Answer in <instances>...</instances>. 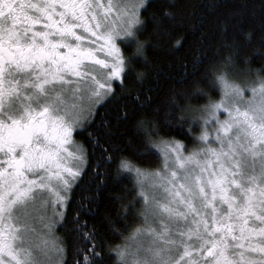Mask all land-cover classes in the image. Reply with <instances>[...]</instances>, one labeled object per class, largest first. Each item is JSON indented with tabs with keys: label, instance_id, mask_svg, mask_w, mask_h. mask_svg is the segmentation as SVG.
I'll list each match as a JSON object with an SVG mask.
<instances>
[{
	"label": "snow or ice",
	"instance_id": "1",
	"mask_svg": "<svg viewBox=\"0 0 264 264\" xmlns=\"http://www.w3.org/2000/svg\"><path fill=\"white\" fill-rule=\"evenodd\" d=\"M182 9L0 0V264H264V18L218 17L161 97Z\"/></svg>",
	"mask_w": 264,
	"mask_h": 264
},
{
	"label": "trees",
	"instance_id": "2",
	"mask_svg": "<svg viewBox=\"0 0 264 264\" xmlns=\"http://www.w3.org/2000/svg\"><path fill=\"white\" fill-rule=\"evenodd\" d=\"M181 3L183 4V13L185 16L193 15V19L196 23H199L200 21H204L205 27L201 31H196L195 29H192L188 27V21H185V27L183 29H177V33L174 36L175 41H179L181 37H183V45L179 46L178 44L173 47L170 45L167 50L160 51L155 50L150 59L152 63L158 68L162 69L165 73H168L172 76V80H161L160 81V87L163 89V92L161 93V97H163L164 93L167 92V90L173 86L175 80L179 78V76L183 72V65L187 62H190L193 58V54L196 51V46L199 42V37L202 34V32H210L212 30L213 24L216 21L218 17H227L228 14L234 12V11H241L244 13V15L247 17L246 19V29L245 31L253 33L254 38L256 31L260 28V22L261 19L264 18V0H181ZM240 5H246L245 8L239 7ZM156 7V4H154V8ZM153 9H149L148 12L143 14V18H147V16L150 14V12ZM206 18V19H205ZM141 39H147V36L140 37ZM123 45V48H125V45ZM178 48V50H177ZM135 50V45H132L131 47L126 48L127 53H132ZM209 55H211V52H209ZM259 63L254 64L253 67H258ZM136 67L142 68L143 63L138 62ZM154 75V73H153ZM131 87V85H129ZM179 87V85H177ZM211 95L214 98L218 99V92H213ZM206 100H200L199 103L203 104ZM105 109H101V114L103 115ZM99 123V120L97 121ZM192 135L194 137H198L201 132V126L198 124H192ZM124 130L121 129V132ZM85 134H79L78 135V141H83L85 139ZM171 136L174 137L177 140H180L184 142L189 148L193 147V140L189 139L187 135H179L176 132H172ZM131 135L127 136H120L118 137V140L120 142H124L127 139H131ZM159 164V161L157 160L155 163L151 164H145L144 167L146 168H156ZM91 179V176L85 178V184L81 185L82 188L88 187L87 181ZM131 179V178H130ZM132 183L129 182V180L124 181V187H127L128 189L132 188ZM79 192V190H77ZM126 193L123 192V189L120 186H117L115 189V192L111 195H125ZM79 198V197H77ZM131 199V197H129ZM127 203V201L125 202ZM137 209L140 208V205H136ZM110 214L115 216V212L111 209L109 210ZM125 223H128L131 225V228L128 232H125L124 235H130L132 228L139 227L141 224V221L136 218H130L125 221ZM119 227V225H117ZM60 236H63V231L58 232ZM107 239H115L116 243L120 242V238H114L112 235H109Z\"/></svg>",
	"mask_w": 264,
	"mask_h": 264
},
{
	"label": "rangeland",
	"instance_id": "3",
	"mask_svg": "<svg viewBox=\"0 0 264 264\" xmlns=\"http://www.w3.org/2000/svg\"><path fill=\"white\" fill-rule=\"evenodd\" d=\"M121 47L123 48V45L121 44ZM201 131H202V128H201ZM180 141V140H179ZM184 143V142H183ZM185 144V143H184ZM188 147V149L189 150H191V148H189V146H187ZM142 223V222H141ZM57 235H59L60 236V234L59 233H57Z\"/></svg>",
	"mask_w": 264,
	"mask_h": 264
},
{
	"label": "flooded vegetation",
	"instance_id": "4",
	"mask_svg": "<svg viewBox=\"0 0 264 264\" xmlns=\"http://www.w3.org/2000/svg\"><path fill=\"white\" fill-rule=\"evenodd\" d=\"M74 138H75V140H77V141H78V135H75V136H74Z\"/></svg>",
	"mask_w": 264,
	"mask_h": 264
}]
</instances>
